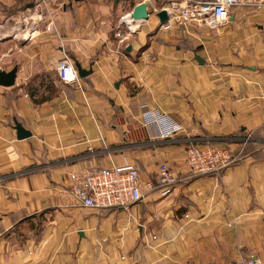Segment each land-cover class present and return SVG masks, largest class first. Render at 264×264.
Segmentation results:
<instances>
[{
    "label": "crops",
    "instance_id": "crops-1",
    "mask_svg": "<svg viewBox=\"0 0 264 264\" xmlns=\"http://www.w3.org/2000/svg\"><path fill=\"white\" fill-rule=\"evenodd\" d=\"M146 1L133 23L123 0H0V68L17 66L0 84V264H264V0L216 28L160 22L183 0ZM64 55L91 70L80 84L58 79ZM154 112L180 129L153 137ZM207 143L231 162L190 173L186 149ZM127 161L142 199L95 209L70 192L74 174ZM160 161L181 177L164 194Z\"/></svg>",
    "mask_w": 264,
    "mask_h": 264
},
{
    "label": "built area",
    "instance_id": "built-area-1",
    "mask_svg": "<svg viewBox=\"0 0 264 264\" xmlns=\"http://www.w3.org/2000/svg\"><path fill=\"white\" fill-rule=\"evenodd\" d=\"M241 0H183L181 2L173 1L168 6L162 7L169 20L175 23L195 22L197 25H207L210 27H220L226 21L228 8ZM130 15V13L127 12ZM126 15V14H125ZM125 17V16H124ZM26 16L23 18L25 20ZM125 19V18H124ZM15 24V23H14ZM18 25V24H17ZM52 25L50 21L46 24L49 29ZM125 26L128 24L125 20ZM14 31V29H13ZM33 27L28 26L25 35L31 36ZM9 32L0 29V37L9 36ZM17 30H15V33ZM125 29L118 28L116 35L123 40ZM57 77L68 84H80V77L74 63L71 59L62 56L56 67ZM167 121L168 128H162L159 123ZM149 133L154 136L165 137L176 130L180 125L169 121L163 114L154 112L151 119L143 123ZM227 147L207 143L206 145L192 144L185 151V165L190 173H208L221 170L225 165L231 162V156ZM136 166L130 162L123 164H111L110 166H101L86 172L74 174L70 192L80 200L85 207L102 208L120 205L126 207L128 203L138 201L143 198L139 175ZM157 179L160 184L161 193H167L169 188L175 185L180 179V175L175 172L165 161H160L157 165ZM152 235V238H155ZM238 264H263L261 259L256 256L242 258Z\"/></svg>",
    "mask_w": 264,
    "mask_h": 264
},
{
    "label": "water",
    "instance_id": "water-1",
    "mask_svg": "<svg viewBox=\"0 0 264 264\" xmlns=\"http://www.w3.org/2000/svg\"><path fill=\"white\" fill-rule=\"evenodd\" d=\"M114 2H118V0H114ZM148 1H139L137 4L133 5L132 8L128 11L130 13L132 22H139L144 19H147L150 15V12L148 10ZM157 16L159 17L160 22H165L168 18V14L164 9H158L156 11ZM11 35L7 37L6 39H10ZM131 48L130 45L126 47L127 50ZM75 66L78 71L79 77H83L91 72L89 69H85L81 66V63L78 61H75ZM17 66L14 65L10 70H5L0 68V84L4 86H11L14 84L15 76H16ZM15 130H17V137L18 138H25L29 137L31 134L30 130L25 129L20 123L16 122L15 124Z\"/></svg>",
    "mask_w": 264,
    "mask_h": 264
},
{
    "label": "rangeland",
    "instance_id": "rangeland-1",
    "mask_svg": "<svg viewBox=\"0 0 264 264\" xmlns=\"http://www.w3.org/2000/svg\"><path fill=\"white\" fill-rule=\"evenodd\" d=\"M131 1H132V0H123L122 10H126L125 12L129 11V10L132 8V6H133V5H130ZM22 7H23V5H20L19 10L22 9ZM19 10H18V12H15L17 15L19 14ZM129 19H130V18H129ZM127 20H128V19H127ZM14 21H15V19H14V20H11V22L8 23V27H10V26L12 27V26H13V28H14V26L16 25V24H14ZM121 26H123L122 28H124L125 23H124L123 25H121ZM14 32H15V31H14ZM5 50H6V49H5L4 46H0V54H1L2 52H4Z\"/></svg>",
    "mask_w": 264,
    "mask_h": 264
},
{
    "label": "bare ground",
    "instance_id": "bare-ground-1",
    "mask_svg": "<svg viewBox=\"0 0 264 264\" xmlns=\"http://www.w3.org/2000/svg\"><path fill=\"white\" fill-rule=\"evenodd\" d=\"M127 19H128V18H127ZM127 19H124V20H126V22H127V24H128L129 21H128Z\"/></svg>",
    "mask_w": 264,
    "mask_h": 264
}]
</instances>
